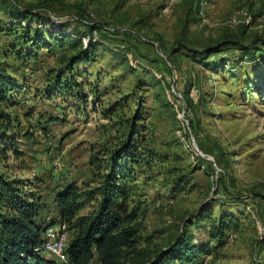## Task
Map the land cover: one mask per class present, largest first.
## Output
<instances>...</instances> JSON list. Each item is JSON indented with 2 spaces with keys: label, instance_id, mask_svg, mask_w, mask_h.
<instances>
[{
  "label": "rangeland",
  "instance_id": "1",
  "mask_svg": "<svg viewBox=\"0 0 264 264\" xmlns=\"http://www.w3.org/2000/svg\"><path fill=\"white\" fill-rule=\"evenodd\" d=\"M0 1V52L24 86L19 115L32 133L7 170L32 182L49 217L54 188L93 187L90 155L141 107L165 159L138 178L143 245L165 248L183 226L205 243L211 222L228 215L224 239L196 264H264V0ZM14 9L66 23L74 37L40 50L14 24ZM86 23L96 26L92 39ZM223 38L252 39V56L231 46L200 52ZM88 39L92 58L71 69L78 90L54 92V76L69 80L66 61Z\"/></svg>",
  "mask_w": 264,
  "mask_h": 264
},
{
  "label": "trees",
  "instance_id": "2",
  "mask_svg": "<svg viewBox=\"0 0 264 264\" xmlns=\"http://www.w3.org/2000/svg\"><path fill=\"white\" fill-rule=\"evenodd\" d=\"M10 16L22 29V36L40 50L53 46L63 49L68 38L74 37V33L67 32L70 25H55L30 10L14 9ZM86 25L88 38L92 39L96 26ZM260 43L264 47V39ZM91 45L89 40L85 48L67 59L69 80H63L62 75L54 76V92L65 95L72 92L73 86L78 90L79 85L71 80V69L90 61ZM255 45L252 39L243 42L223 38L200 52L212 56L231 46L245 56H252ZM7 56L6 52H0V264H57L46 259L39 249L47 227L60 222L66 225L69 237L67 260L62 264H196L212 252L211 243L220 244L233 222L228 215L211 222L205 243H198L183 226L165 248L143 245L145 209L137 195L138 178L149 179L157 163L165 159L154 149L146 125L141 124L144 120L141 107L120 123L114 140L105 142L90 155L93 187L82 190L67 183L54 188L52 204L56 218L49 217V205L32 182L7 170L10 159L21 158V141L32 138L30 130L21 126L19 115L24 86L11 71ZM23 56L20 54L19 58ZM89 204H92L90 211L80 214Z\"/></svg>",
  "mask_w": 264,
  "mask_h": 264
},
{
  "label": "built area",
  "instance_id": "3",
  "mask_svg": "<svg viewBox=\"0 0 264 264\" xmlns=\"http://www.w3.org/2000/svg\"><path fill=\"white\" fill-rule=\"evenodd\" d=\"M68 239V231L64 223L60 222L50 225L45 230L44 242L39 250L41 253H47L65 262L67 260L65 251L68 245Z\"/></svg>",
  "mask_w": 264,
  "mask_h": 264
},
{
  "label": "crops",
  "instance_id": "4",
  "mask_svg": "<svg viewBox=\"0 0 264 264\" xmlns=\"http://www.w3.org/2000/svg\"><path fill=\"white\" fill-rule=\"evenodd\" d=\"M44 256V255H43ZM46 259H48V257H45Z\"/></svg>",
  "mask_w": 264,
  "mask_h": 264
}]
</instances>
